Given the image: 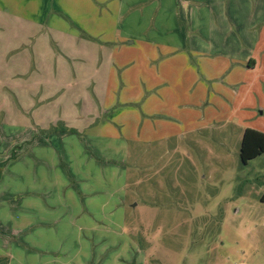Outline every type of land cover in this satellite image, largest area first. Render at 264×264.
I'll list each match as a JSON object with an SVG mask.
<instances>
[{
    "label": "rangeland",
    "instance_id": "374dc122",
    "mask_svg": "<svg viewBox=\"0 0 264 264\" xmlns=\"http://www.w3.org/2000/svg\"><path fill=\"white\" fill-rule=\"evenodd\" d=\"M66 1L60 11L61 0H38L33 11L9 7L28 0H0V158L8 155L0 187L21 210L15 214L0 198V254L8 252L12 264H264V154L242 164V131L230 123L130 144L127 194L113 217H61L50 208L31 218L44 227L27 223L26 168L17 172L10 162L21 153L25 165L26 147L50 133L32 134L36 126L62 119L84 129L107 93L111 49L101 57L76 27L52 25L64 13L74 16L78 4ZM226 1L230 16L243 22L254 21V6L264 10V0ZM32 53L38 65H49L45 71L26 67Z\"/></svg>",
    "mask_w": 264,
    "mask_h": 264
},
{
    "label": "crops",
    "instance_id": "0c3cea01",
    "mask_svg": "<svg viewBox=\"0 0 264 264\" xmlns=\"http://www.w3.org/2000/svg\"><path fill=\"white\" fill-rule=\"evenodd\" d=\"M35 1L9 7L34 11ZM74 1L76 18L63 12L52 25L61 31L76 27L96 42L101 57L104 47L111 49L107 93L98 102L99 115L90 116L84 129L54 131L57 123L71 129L62 119L47 129L36 126L32 134L50 133L26 147L25 165L19 164L21 153L10 162L18 163L17 172L26 168L27 223L44 227L31 218L45 217L50 208L61 217H113L127 194L124 164L132 143L181 137L222 123L240 128L242 138L246 129L264 133V10L254 6V21L243 22L237 13L230 16L226 0ZM66 2L61 0L60 11ZM32 55L26 67L45 71L49 65H38ZM101 114L105 119L95 123ZM8 194L0 187V198L15 214L21 212ZM66 201L72 205L50 204Z\"/></svg>",
    "mask_w": 264,
    "mask_h": 264
},
{
    "label": "trees",
    "instance_id": "16d2710c",
    "mask_svg": "<svg viewBox=\"0 0 264 264\" xmlns=\"http://www.w3.org/2000/svg\"><path fill=\"white\" fill-rule=\"evenodd\" d=\"M56 132H75L74 129H68L65 126L62 128H55ZM264 154V133L253 130L246 129L240 146V159L242 164L247 166L250 161L256 160ZM5 163H0L4 166ZM1 176V173H0ZM261 201L264 203V194L261 198ZM0 264H10V258L6 255H0Z\"/></svg>",
    "mask_w": 264,
    "mask_h": 264
}]
</instances>
